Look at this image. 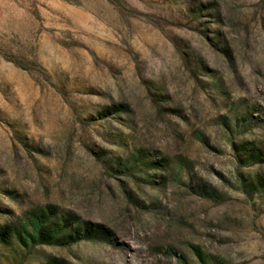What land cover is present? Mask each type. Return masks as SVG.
<instances>
[{"label":"rangeland","instance_id":"obj_1","mask_svg":"<svg viewBox=\"0 0 264 264\" xmlns=\"http://www.w3.org/2000/svg\"><path fill=\"white\" fill-rule=\"evenodd\" d=\"M0 264H264V0H0Z\"/></svg>","mask_w":264,"mask_h":264}]
</instances>
